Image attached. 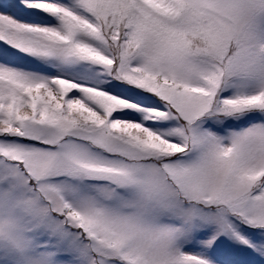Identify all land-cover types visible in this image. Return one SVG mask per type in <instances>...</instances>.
<instances>
[{
    "label": "snow or ice",
    "instance_id": "snow-or-ice-1",
    "mask_svg": "<svg viewBox=\"0 0 264 264\" xmlns=\"http://www.w3.org/2000/svg\"><path fill=\"white\" fill-rule=\"evenodd\" d=\"M0 264H264V0H0Z\"/></svg>",
    "mask_w": 264,
    "mask_h": 264
}]
</instances>
